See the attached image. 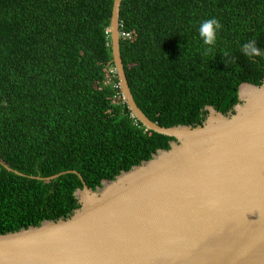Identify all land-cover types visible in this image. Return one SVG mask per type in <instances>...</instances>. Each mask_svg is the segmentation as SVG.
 Here are the masks:
<instances>
[{
    "label": "trees",
    "instance_id": "1",
    "mask_svg": "<svg viewBox=\"0 0 264 264\" xmlns=\"http://www.w3.org/2000/svg\"><path fill=\"white\" fill-rule=\"evenodd\" d=\"M112 5L0 0V234L66 218L82 181L94 189L169 149L109 74ZM212 17L221 27L206 46L197 29ZM119 33L133 99L161 127L201 125L207 106L227 114L242 83L264 80V56L240 51L253 39L264 49V0H121Z\"/></svg>",
    "mask_w": 264,
    "mask_h": 264
},
{
    "label": "water",
    "instance_id": "2",
    "mask_svg": "<svg viewBox=\"0 0 264 264\" xmlns=\"http://www.w3.org/2000/svg\"><path fill=\"white\" fill-rule=\"evenodd\" d=\"M120 4L109 37L122 97L145 129L173 139L169 149L94 189L78 174L79 208L0 234V264H264V80L242 83L227 114L207 106L201 125L159 126L127 83Z\"/></svg>",
    "mask_w": 264,
    "mask_h": 264
},
{
    "label": "clouds",
    "instance_id": "3",
    "mask_svg": "<svg viewBox=\"0 0 264 264\" xmlns=\"http://www.w3.org/2000/svg\"><path fill=\"white\" fill-rule=\"evenodd\" d=\"M220 27V22L215 17L200 22L197 32L204 45L213 46L216 43L217 33L220 30ZM209 50L210 48L206 47L205 53ZM240 51L248 58L264 56V49L258 47L254 39L243 43ZM225 55L227 56L228 54L225 53Z\"/></svg>",
    "mask_w": 264,
    "mask_h": 264
},
{
    "label": "built area",
    "instance_id": "4",
    "mask_svg": "<svg viewBox=\"0 0 264 264\" xmlns=\"http://www.w3.org/2000/svg\"><path fill=\"white\" fill-rule=\"evenodd\" d=\"M120 36H122V37H128L129 36V34L128 33H119V37ZM110 72H109V74L112 72H115L116 73V71H115V69H111V70H109ZM109 77V76H108ZM107 82V81H106ZM118 86H119V84H118ZM114 88L115 87H117V85H114L113 86ZM121 91V90H120ZM115 96H117V94H115ZM121 96H122V94H121ZM123 98V97H122ZM124 99V98H123ZM132 117H134V115L132 114ZM136 119V118H135ZM137 120V119H136ZM138 121V120H137ZM139 122V121H138Z\"/></svg>",
    "mask_w": 264,
    "mask_h": 264
},
{
    "label": "bare ground",
    "instance_id": "5",
    "mask_svg": "<svg viewBox=\"0 0 264 264\" xmlns=\"http://www.w3.org/2000/svg\"><path fill=\"white\" fill-rule=\"evenodd\" d=\"M251 93V91H248L247 93H246V95H249Z\"/></svg>",
    "mask_w": 264,
    "mask_h": 264
}]
</instances>
